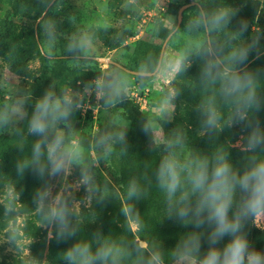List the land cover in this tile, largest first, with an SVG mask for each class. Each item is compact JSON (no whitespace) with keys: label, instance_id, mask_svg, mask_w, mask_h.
<instances>
[{"label":"clouds","instance_id":"obj_1","mask_svg":"<svg viewBox=\"0 0 264 264\" xmlns=\"http://www.w3.org/2000/svg\"><path fill=\"white\" fill-rule=\"evenodd\" d=\"M41 4L46 9L44 16L53 9L61 10L57 0H41ZM188 7L192 10L186 19L166 14V41L177 36L184 40L167 61L163 52L159 59L149 53L134 70L111 61L95 78L80 82L77 90L69 85L58 88L52 81L35 99L12 78L0 80L4 96L0 100V135H13L22 153L15 163L17 177L30 171L39 181L32 193L34 209L29 213L37 217L40 227L49 230L50 239L53 231L57 241L75 238L60 254L64 264H264V252L252 245L246 230L249 222L258 227L264 224V126L258 116L264 109V75L247 66L250 54L261 55V30L253 28L245 38L247 20L230 27L239 10L224 0H190ZM66 19L75 23L77 18L70 14ZM154 24L158 36L159 19ZM38 25L37 41L42 32L51 56L61 37L60 20L52 16L43 21L42 29ZM94 47L91 29L77 28L67 38L65 59L73 68L84 67L94 59ZM194 61L199 65L192 80L199 93L194 105L200 122L198 135L214 141L226 128L238 126L239 139L234 145L216 144L204 152L189 147L187 133L178 126L165 131L182 94L176 87L166 89L155 106L159 119L144 117L141 125L149 137V150L158 151L159 159L150 174L132 176L126 189L129 201H139L147 194L141 181L154 184L165 197L164 219L192 230L180 234L176 245L167 251L161 242L145 246L99 229L89 238L81 237L82 209L91 210L93 202L104 203L115 195L107 180L98 179L101 163L117 149L127 154L129 124H118L113 111L127 101L134 86L144 87L162 69L185 77ZM93 96L109 119L86 140L74 117L86 108L85 99ZM29 136L35 139L25 151ZM233 147L243 153L239 164L230 157ZM74 171L78 176L69 182ZM9 187L3 218L15 224L20 192L14 184ZM81 188L85 195L77 199ZM19 236L16 228L7 235L15 250ZM26 264H39V260L29 255Z\"/></svg>","mask_w":264,"mask_h":264},{"label":"rangeland","instance_id":"obj_2","mask_svg":"<svg viewBox=\"0 0 264 264\" xmlns=\"http://www.w3.org/2000/svg\"><path fill=\"white\" fill-rule=\"evenodd\" d=\"M185 1L190 0H172L170 3H166V0H57V3L61 5V10L53 9L50 12L52 16L60 20L61 40H66L77 28L91 29L95 36L94 59L86 66L77 69L71 67L68 60L59 61L49 58L61 55L60 40L49 56V49L47 45L43 44L42 32L39 42L37 34H31L33 27L38 26L39 29L38 24L46 11L41 0H0V27L3 23L13 25L17 33L24 37L22 40L28 39L29 42H33L39 51V55L29 62L28 68L31 72L28 77L12 74L8 65L0 58V80L12 78L19 86L32 92L33 99H35L42 95L52 81L56 82L58 88L69 85L74 90L79 89L80 82L93 79L104 71L108 67V61H119L124 66L130 67L129 70H134L141 59L149 53L156 54L157 50L163 46L166 40L164 34L168 29L166 14L177 17L184 15V18H187L186 13L192 9L186 7ZM259 1L262 4L264 0ZM137 4L139 5L138 9ZM70 14L76 16L75 23L66 19ZM158 19L160 31L157 36L154 22ZM251 20V22L249 20V30L245 34V38L251 36L253 28H259L262 35L260 42L262 49L264 32L258 24L257 17ZM180 26L183 27L182 24ZM121 33H123L122 37H125V41L114 48L106 45L107 39L113 41L115 37L120 38ZM183 44L184 40L179 36L167 40V47H164L163 51L165 61L170 55L178 52ZM176 75L174 72L165 73L162 69L160 74L152 81L147 82L144 87L134 86L127 101L113 111L118 124H129L127 139L133 135L149 138L142 130V120L144 117L159 119V113L155 107L156 102L166 89L172 88L171 82ZM2 99L4 96L0 91V100ZM84 103L86 108L78 111L74 119L77 129L81 131V136L87 140L97 130L104 128L109 119V113L98 106L99 101L94 96L86 98ZM135 106H138L139 111L143 112V117L139 121L133 118ZM28 110L31 112V105ZM114 155L115 153L105 163H101L97 176L98 179L109 182L115 195L104 203L93 202L91 210L82 209V218L85 217V214L93 217L97 209H118L123 205L119 175L113 166ZM77 176L78 171H74L68 177V181L73 182ZM58 188L59 184H57ZM10 194L9 185L0 181V264H26L29 255L38 259L39 264H51L49 230L40 227L34 214L24 212L18 202V215L15 217V224L3 218V201ZM84 195L83 188L76 193L77 199ZM34 224L40 228L38 236H27V233L30 232L29 225ZM254 226L264 231V224L261 225L262 227ZM131 227L132 230H135L132 223ZM12 228H16L20 233L16 250L7 242L8 232Z\"/></svg>","mask_w":264,"mask_h":264},{"label":"trees","instance_id":"obj_3","mask_svg":"<svg viewBox=\"0 0 264 264\" xmlns=\"http://www.w3.org/2000/svg\"><path fill=\"white\" fill-rule=\"evenodd\" d=\"M225 3L237 8L238 15L234 17L230 27H236L240 20H247L249 24L255 17L258 18V24L264 32V1L260 4L259 0H225ZM186 6L190 1H185ZM52 17V13L48 12L47 16L42 15L40 26H43V21ZM40 18V17H39ZM249 30V29H248ZM38 26L31 29V34H37ZM167 32V31H166ZM166 32L164 36L166 37ZM247 33V32H246ZM245 33V34H246ZM24 37L17 33L16 29L11 24L3 23L0 27V58L8 65L9 71L20 77H28L30 75L29 62L33 61L39 51L33 42L28 39L22 40ZM125 41V37H115L113 41L107 39L106 45L109 47H117L121 42ZM67 39H60L61 55L58 57H49L59 61H67L65 59ZM34 46V47H33ZM160 48L153 55L158 59ZM249 68L261 70L264 75V39L262 40V52L259 58L256 54H250ZM128 69L130 67L125 66ZM199 70L198 61H194L184 76L176 75L171 87H176L182 90L181 96L176 101V110L174 118L171 122L165 123V131L171 130L178 126L183 129L188 135V146L200 150L211 151L216 144L231 142L233 145L241 135L240 128L237 126L232 129H225L216 140L211 141L207 136H199V117L194 110L196 97L199 95L193 79L196 78ZM143 112H140L138 106H135L133 118L137 121L141 120ZM261 125L264 126V109L258 113ZM35 139L29 136L25 142V151L30 149L31 141ZM149 138L140 135H133L127 139V154H121L119 150L115 152L113 157V166L116 173L119 175L120 192L123 205L118 209L101 208L94 212L93 217L85 214L81 220V232L79 235L84 238H89L91 234L100 230L104 234L124 235L129 239H133L138 243H143L145 246L153 241L161 242L165 251L172 249L180 236V234L191 231V226L184 228L173 220L164 219L165 217V197L164 194L155 187L148 186L144 181H141L142 186L147 188V194L139 201H129L126 196V189L129 179L132 176L150 174L155 168L159 159V152L149 150ZM17 141L13 135H0V181H4L8 185H15L16 190L20 192L19 204L20 208L29 213V209H34L32 205V193L38 186L39 181L29 171L26 172L23 178H18L15 172V163L22 153L16 148ZM243 153L238 148L233 147L230 151V157L234 164H239ZM39 224L37 217L35 218ZM131 223L135 226L132 230ZM30 232L27 236L36 237L40 232V228L34 225H29ZM248 238L252 245L259 251L264 252V231L258 229L251 222L248 223L247 229ZM228 238H225L224 243ZM75 242V238L67 241H57L55 232L51 238L49 245V254L51 264H64L60 259V254L70 247ZM222 246V245H221ZM206 248L203 246L202 251ZM168 256L166 255V260Z\"/></svg>","mask_w":264,"mask_h":264},{"label":"water","instance_id":"obj_4","mask_svg":"<svg viewBox=\"0 0 264 264\" xmlns=\"http://www.w3.org/2000/svg\"><path fill=\"white\" fill-rule=\"evenodd\" d=\"M187 7V6H186ZM165 43H167V41L165 40L163 46L161 47V50H160V54H159V57L161 55V53L164 51V47H165ZM159 59V58H158ZM111 61H108V63H110Z\"/></svg>","mask_w":264,"mask_h":264}]
</instances>
